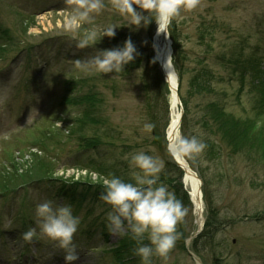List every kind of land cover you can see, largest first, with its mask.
<instances>
[{
	"label": "rangeland",
	"instance_id": "1",
	"mask_svg": "<svg viewBox=\"0 0 264 264\" xmlns=\"http://www.w3.org/2000/svg\"><path fill=\"white\" fill-rule=\"evenodd\" d=\"M104 4L92 23L82 28H95L99 36L104 26L115 24L119 26L115 36H102L95 44L77 48L80 33H65L58 26L61 14L69 10L66 0H0V117L4 111L0 179L13 177L12 186L32 176L55 179L49 185L32 182L14 198L0 196V264H64V250L54 241L37 229V236L26 243L20 235L24 225L13 223L20 204L32 203L35 208L45 200L71 205L78 217H100L107 229V236L93 235L90 247L79 235V240L73 236L78 254L73 264H116L110 252L121 240L125 246L118 264H142L134 254L137 241L127 224L119 231L107 226L111 206L99 198L106 179L88 169L97 163L123 180H132L129 157L141 150L163 161L159 182L188 209L176 226L179 237L174 247L166 258L153 254L151 264H197L186 242L197 230L193 206L183 175L166 150L171 106L160 65L153 60L157 25L152 21L135 29L112 7V0ZM174 19L184 53L174 57L172 41L173 67L181 114L188 113L179 132L191 136L198 128L206 144L199 156L187 162L203 183L204 224L210 208L218 220L211 233L198 237L197 255L202 264H264V75L252 78L249 70L257 66L255 55L261 57L264 70V0H198L195 8H181ZM126 38L136 47L138 67L128 63L119 74H102L75 66L76 60L86 61L98 49L122 46ZM200 72L211 77L213 91L192 86L193 76ZM88 94L91 100L85 97ZM80 103L87 105L88 118L81 114ZM212 106L223 109L220 126L239 133L231 144L202 123L217 113ZM95 118L97 125L92 122ZM85 181L100 185L89 187ZM146 237L143 243H149ZM218 254L223 262L215 261ZM237 255L241 259L235 260Z\"/></svg>",
	"mask_w": 264,
	"mask_h": 264
},
{
	"label": "clouds",
	"instance_id": "2",
	"mask_svg": "<svg viewBox=\"0 0 264 264\" xmlns=\"http://www.w3.org/2000/svg\"><path fill=\"white\" fill-rule=\"evenodd\" d=\"M66 3L69 10L61 14L58 26L65 33H80L81 38L76 41L75 47L85 48L95 44L102 36H115L114 29L119 27L115 24L104 26L99 36L95 28H82L91 24L94 15L104 9V0H66ZM197 4L198 0H112V7L127 20V25L139 29L155 21L157 33H167L169 24L179 15L181 8L191 10ZM136 54L132 40L126 38L122 46L98 49L88 60H76L75 66L83 71L119 74ZM144 127L151 130L153 125L146 124ZM193 131L194 135L177 134L167 142L166 150L171 157L195 159L203 152L206 144L200 138L198 128ZM129 166L132 180L111 176L104 181L99 198L111 206L106 215L109 229L119 231L126 223L131 237L137 241L134 254L140 257L142 264H151L153 254L166 258L174 247L179 237L176 226L183 221L188 209L166 184L159 182L163 161L158 156L137 151L130 155ZM35 216L36 227L20 234L23 241L31 243L38 229L39 234L64 250V264H73L78 259L73 236L80 217L73 215L71 205H54L53 201L45 200L36 204ZM145 234L149 243L142 242Z\"/></svg>",
	"mask_w": 264,
	"mask_h": 264
},
{
	"label": "trees",
	"instance_id": "3",
	"mask_svg": "<svg viewBox=\"0 0 264 264\" xmlns=\"http://www.w3.org/2000/svg\"><path fill=\"white\" fill-rule=\"evenodd\" d=\"M175 21H176V19H173L171 21V23H170L171 37H172V39L174 41V44H173L174 45V52H175L174 57H178V58L180 57L181 58L182 57V53H184V52L182 51L181 45L178 43V40H177V35H176L177 33H176V30H175ZM5 41H7V39H5L4 42ZM10 44H12V42ZM2 46H4V45H2ZM0 52H2V51L0 50ZM0 55H1V53H0ZM139 58L140 57H138L135 60H133L132 62H130V67H132V68L138 67L140 65V59ZM154 62L156 63L155 60H154ZM249 70L252 72V74H251L252 75V78L260 79V76L263 75V73L259 69H257L256 67H251V69H249ZM178 72H179L178 74H180L179 77H180V82H181L182 77H183V71L181 70V66L178 68ZM206 74H208V73H205V72H203L202 74H201V72L200 73H197L196 75L193 76V78L191 80V84H192V86H195V84H197L198 89L201 88L204 91L211 92V91H213V90H210V86H209V83H210L209 81H210L211 77H207ZM155 79L157 80V82L159 84H160V82L162 83L160 76L158 78L156 76ZM164 86H165V89H167L166 85H164ZM85 97L90 99V94H88ZM181 99L183 100L182 97H181ZM183 102L186 105L187 102H185L184 100H183ZM80 105L83 106V108H82L83 111H82L81 114L84 115V117L88 118V116L90 115V113L88 112V109H86L87 108L86 107L87 105H83L82 103H80ZM211 110H213V111H215L217 113H214L213 114V117L210 118V119H208V120L206 118H203L202 123H204V125L207 126V127L209 126V128H213L216 135H218L219 137H221L223 141H225V140L227 142L229 141V143L231 144L230 139H233V135L234 136L237 135V134L239 135V133H236L235 134L231 130H229L228 128L227 129H224V128H222L220 126V125H223V123H222L223 122L222 121L223 120L222 114L224 115L223 109L221 107L212 106L211 107ZM187 116H188V113L186 115L184 114V116H183V119H182V122H183V125H184L183 128H185V125L187 124L186 123ZM98 119L99 118H95V120H93L92 122L97 125V124H99ZM89 120L91 121L92 118H90ZM208 121L210 122L209 124H208ZM242 124H244V123H242ZM88 169H90L91 171L99 174L100 176H103L105 179H110L111 176H113V175L119 177V175L117 174L116 171H112V170H109L108 168H104L103 166H101V165H99L97 163L90 164V166L88 167ZM12 178L13 177H8V178L0 179V191H10V190H13L14 188H16L18 185H20V183H19L16 186H12L11 183L13 184V182H14V181H11ZM40 178H42V176H40V177H34V176H32V177H29L28 180H27V178L24 179V180H27V181H24L23 183H29L31 181L38 180ZM125 181H131V180L126 179ZM217 221L218 220H217L216 211L213 210L212 208H210L209 218H208V220L206 222V225L204 227V230L202 231V233L198 237H201L202 238V237L206 236V234L211 233V231H213V229L216 228ZM198 237L192 243V249L196 253H199L200 252V250L198 249V243L200 241ZM121 241L119 242V244L117 245L116 250H115V256H116V259H117L118 262L121 261V258H122L121 257V253H123V248L125 246V242L123 243V240H121ZM221 257L222 256L220 254L215 255V261H219L220 260L221 262H223V260H222ZM234 259L235 260H238V259H241V257L239 255H237V257H235ZM236 264H239V263L236 262Z\"/></svg>",
	"mask_w": 264,
	"mask_h": 264
},
{
	"label": "bare ground",
	"instance_id": "4",
	"mask_svg": "<svg viewBox=\"0 0 264 264\" xmlns=\"http://www.w3.org/2000/svg\"><path fill=\"white\" fill-rule=\"evenodd\" d=\"M157 29V26H156ZM152 50L154 59H156L165 74L167 83L170 85L169 104H170V118L167 128V140H171L175 135L180 134L181 123V109L179 98L177 97L178 76L170 60V43L168 35L165 32L157 33L155 30L152 37ZM173 158V157H172ZM179 167L184 171L182 182L185 190L189 194V198L193 205L195 223L197 228L200 227L205 219L204 201L202 197V186L199 177L195 171L192 170L186 158H173Z\"/></svg>",
	"mask_w": 264,
	"mask_h": 264
},
{
	"label": "water",
	"instance_id": "5",
	"mask_svg": "<svg viewBox=\"0 0 264 264\" xmlns=\"http://www.w3.org/2000/svg\"><path fill=\"white\" fill-rule=\"evenodd\" d=\"M200 230H201V226H200V228L194 233V235L189 239V242L191 241V239H193L199 232H200ZM190 254L195 258V260L199 263V264H201V260L194 254V253H192V252H190Z\"/></svg>",
	"mask_w": 264,
	"mask_h": 264
}]
</instances>
